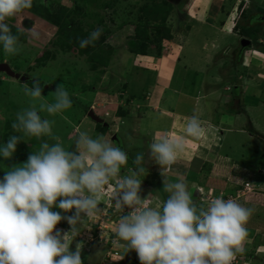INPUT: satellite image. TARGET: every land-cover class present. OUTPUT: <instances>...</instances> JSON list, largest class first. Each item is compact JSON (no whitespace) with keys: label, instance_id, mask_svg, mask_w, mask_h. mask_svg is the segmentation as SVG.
<instances>
[{"label":"rangeland","instance_id":"374dc122","mask_svg":"<svg viewBox=\"0 0 264 264\" xmlns=\"http://www.w3.org/2000/svg\"><path fill=\"white\" fill-rule=\"evenodd\" d=\"M148 1L101 0V4L104 3L102 7L94 3L88 4L87 8L81 7L88 14L81 24L85 31L93 26L91 32L97 28L110 32L105 34L104 41L107 61L91 59L86 52L80 55L78 50L64 52L65 48H62L61 28L54 21L63 11L65 24L72 26L74 2L83 0H33L30 9L7 20L12 34L18 37L20 50L9 56L0 44V63H8L13 71L28 76L30 81L22 82L0 73V145L6 144L12 135H22L16 133L11 125L16 121L18 112L31 106L30 98L23 92V85L32 87V81L38 80L43 86V102L52 103L54 97L51 93L58 84H63L72 106L54 116L46 111L38 112L42 120L54 121L53 136H58L62 146L71 151L75 148L78 131H87L93 139L103 135L128 154V164L121 169L122 175L126 174L128 168L136 167L132 159L137 153H143L141 166L144 171L139 177L142 181L139 195L142 199L149 196L150 206L156 207L163 203L160 197L165 191L158 184L163 182L164 177L160 166L151 158L148 145L157 134L183 137L188 118L181 116L190 114L201 120L205 130L209 125L203 122L206 118L243 129V133H225L221 147L214 152L217 155H209L204 161L195 159L186 163L185 148L178 154L184 157H179L183 167L171 166L165 175L169 182L170 178H176L177 182L179 178H185L184 175L192 174L194 179H185L197 182L195 188H199L203 179L198 182L195 172L201 171L204 164L209 163L213 167L210 187L216 189L215 183L230 177L235 178L236 182L241 183L245 179L254 183L259 195L237 198V194L230 191H225V195L253 210L246 225V228L254 229L253 234H248L252 239L246 238L244 257L241 258L245 264H252V260H258L261 264L264 253L257 245L264 246V46H261L264 45V0H224V5L222 0H167L173 5L166 22L172 37L164 38L163 27L151 29L144 42L148 43L144 55L133 54L132 49L139 45L133 25L138 19L134 14ZM242 1L245 5L240 8ZM242 10L245 17L241 15ZM96 14L104 19L102 25L96 21ZM258 16L260 23L253 19ZM234 24L242 26L235 28ZM228 26L232 28L227 30ZM258 27V38L252 42L253 46L242 48V39H250L249 33ZM33 32L36 33L35 37L32 36ZM102 36L104 34L101 33L98 40ZM256 42L260 45H256ZM257 49L262 51L256 52ZM241 54L242 59L239 58ZM163 70L169 71L164 75ZM236 76L240 80L238 86L244 91L243 113L237 115V120L230 110L238 108L240 102L232 97L233 91L225 93L227 89H224L226 82L237 80ZM184 80L185 87L182 83ZM89 109L108 123L107 130L87 116ZM118 112H122L123 116L119 117ZM169 116L177 119L176 125ZM115 135L119 142L113 141ZM203 140L187 138L186 147L197 148ZM43 142L51 145L57 141L50 136L39 139L25 137L18 144L25 143L26 148L16 147L17 154L10 159L0 156V180L6 171L23 165L31 153L38 152ZM202 148L205 149H201L202 157L210 154V146L202 144ZM20 153L27 158L18 159ZM229 162L234 164L233 168ZM244 164L252 167V174L247 177L248 170L241 167ZM112 183L114 185L115 182ZM107 193L106 188L99 205L103 211L94 218H85L82 224H78L77 234L71 237L70 251H75L77 243L81 244V254L87 257L86 264H123L127 258L133 257L134 250L126 253L125 249L113 243L115 228L122 213L114 209ZM213 197L221 196L217 193L202 203ZM52 210L64 217L75 213V209L64 212L53 207ZM129 211L125 207L124 214ZM56 229L63 233L70 231L71 226L64 219ZM251 254L256 257L250 258Z\"/></svg>","mask_w":264,"mask_h":264},{"label":"clouds","instance_id":"9594fccd","mask_svg":"<svg viewBox=\"0 0 264 264\" xmlns=\"http://www.w3.org/2000/svg\"><path fill=\"white\" fill-rule=\"evenodd\" d=\"M32 4L33 0H0V44L9 56L20 49L18 37L6 21ZM254 18L260 23V16ZM101 33L97 28L87 38H80L79 46L94 45ZM42 91L35 79L32 87L23 85L31 106L18 112L11 125L22 135H12L0 145V156L10 159L25 137L50 136L57 141L51 145L43 142L38 152L31 153L23 165L6 171L0 180V264H83L82 245L77 243L75 251H70L71 237L85 218H94L103 211L99 205L106 188L112 206L122 213L113 243L126 253L134 250L140 264H242L243 259L236 255L244 251L246 225L253 210L222 197L198 205L183 180L169 182L165 175L185 150L187 138L199 140L205 136L197 116L188 118L183 137L157 134L148 145L164 177L163 191L169 194L162 205L152 207L149 196L142 199L139 195L143 153L136 154V167L122 175L128 154L103 135L93 139L87 131H78L74 150H66L60 138L52 134L54 121L42 120L38 112L61 114L72 106V100L63 84L51 93L52 103L43 102ZM53 207L64 212L75 209V213L64 217ZM125 207L130 209L127 214ZM64 219L71 230L62 233L56 226Z\"/></svg>","mask_w":264,"mask_h":264},{"label":"trees","instance_id":"16d2710c","mask_svg":"<svg viewBox=\"0 0 264 264\" xmlns=\"http://www.w3.org/2000/svg\"><path fill=\"white\" fill-rule=\"evenodd\" d=\"M97 5L98 7H102L104 5V3L101 4V0H83V2H74L73 5V9L71 10L73 13V17H72V26H67V24H65L64 22V15H63V11L62 13L59 15V19L54 21V24L57 25V27L61 28V38H63L61 42L62 44V48L64 49V52L71 51V50H78L80 52H78L81 55V52H86L90 55L91 59H97L100 61H107L108 57H106L107 53L105 52L104 46H105V38L106 35L109 34L110 32H108V30L103 29L102 30V34H104V36H102V38L100 40H96L94 42V45H90L86 48H81L79 46V39L80 38H85L86 36H89L91 29H93L94 27L91 26L90 30L85 31L84 28L81 26L82 21L84 20V17H87L88 14L86 12L83 11V8H87L86 6L88 4H93ZM82 4V5H80ZM244 1H242L240 3V8L243 7ZM173 10V5L172 3L168 2L167 0H149L146 4L142 5L137 12L134 14L136 15L138 22L134 23V31H135V38L136 40H138L139 45L137 47H135L134 49H132L133 54H138V55H144V53L146 52V44H148L146 42V44L144 43L146 41V35L147 33H149V31L151 29H158L159 27H163V35L164 38H171L172 34L171 31L168 27H166V22L168 20V17L170 16L171 12ZM243 11V10H242ZM66 12V11H64ZM241 15L245 17V12H241ZM97 16V22L100 23V25H102V23H104V19L100 18V16L98 14H96ZM95 16V17H96ZM252 19V18H250ZM255 19V18H253ZM256 20V19H255ZM253 21V20H252ZM252 23V22H251ZM104 25V24H103ZM124 24H122L123 26ZM242 25L237 24L236 27H240ZM235 27V28H236ZM245 26H243L242 28L244 29ZM241 28V29H242ZM108 32V33H107ZM259 33V27L256 29H252V32L249 33L248 37H250V40H252V42H255L257 40V36ZM106 34V35H105ZM161 34V33H160ZM251 34V35H250ZM255 35V36H252ZM133 38V37H132ZM254 44V43H253ZM256 45H260L258 42L255 43ZM261 46H264L263 44H261ZM241 48V47H240ZM243 48V47H242ZM245 49V48H244ZM242 50V49H241ZM244 51V50H243ZM257 51H262V49H257ZM243 53V52H242ZM239 58L242 59V54L239 56ZM237 80L234 82L231 81L230 83L225 84V89H227V91L225 93H228L230 90L231 92L233 91V93H231L232 97H234L235 99H238L240 102V105H238L239 109H234L231 110L230 114L231 115H240L243 113V108H242V95H244V91L243 88H241L240 86H238V84L240 83L239 78L236 76L235 77ZM234 78V79H235ZM228 81H230V79H227ZM184 82V87H185V83L186 81H182V83ZM223 85V84H222ZM193 86V85H192ZM43 87V86H42ZM195 87V85H194ZM182 91V90H180ZM92 109L94 110V108L92 107ZM91 109V110H92ZM90 109L88 110L87 116L89 117V112L91 111ZM95 113V112H94ZM96 114V113H95ZM97 115V114H96ZM119 117H122V112H118ZM98 116V115H97ZM189 117L193 116V115H188ZM100 117V116H99ZM96 123V122H95ZM99 127L103 128V130H107L108 125L104 126L101 124L96 123ZM253 128V127H251ZM5 131V129H4ZM5 136V135H4ZM117 136V135H116ZM118 137V136H117ZM116 142H119L117 139L115 140ZM26 144H17V147H20L22 149L26 148ZM24 147V148H23ZM17 154L16 152L13 154L15 155ZM20 160H25L27 157L24 154L18 155ZM134 160V159H132ZM242 168H245V170H248V173L246 174V177L251 175V169L252 167H250L249 165H241ZM212 165L209 163H205L203 168L201 169L200 173V179H203V182H206L208 180V178L210 177V172L212 170ZM171 182H176V178L174 180V178H170ZM178 179V178H177ZM179 180V179H178ZM253 186L254 183L252 184ZM158 187L163 191V182L158 184ZM236 187V186H234ZM232 189V192H230L231 194H237V198H240L241 196H238V194L240 195L242 193L243 188H239V190H237L238 188H234ZM165 194L168 196L169 194L165 192ZM165 194H161L160 199L163 201H165L167 199V196ZM252 195V194H251ZM246 196V195H244ZM228 195L223 196V198L225 200L228 199ZM243 197V196H242ZM193 200L195 203H197L198 205L201 204L204 200L202 199V196L200 194V191L197 189H194V194L192 196ZM205 203V202H204ZM247 231H249L251 235L253 229L249 228L247 229ZM253 234V233H252ZM250 236H247V239H252ZM257 246H262L261 244H258ZM236 256L238 257H244V253H238ZM256 257L255 254H251L250 258H254ZM81 259L83 261V264H86L85 261H87V257H85L83 254H81Z\"/></svg>","mask_w":264,"mask_h":264},{"label":"crops","instance_id":"0c3cea01","mask_svg":"<svg viewBox=\"0 0 264 264\" xmlns=\"http://www.w3.org/2000/svg\"><path fill=\"white\" fill-rule=\"evenodd\" d=\"M222 3H223V5H224V0H222L221 1ZM235 25V24H234ZM232 28V26H228L227 27V30H230ZM168 69H169V66H168ZM169 70H163V74L164 75H166L167 74V72H168ZM225 89V88H224ZM226 89H228V88H226ZM192 92H193V90H192ZM255 105V104H254ZM235 109H239V108H235ZM234 110V109H233ZM230 112H231V110H230ZM233 116H235L236 118V120L238 119V117H237V115H233ZM170 117V116H169ZM182 118H189V116H181ZM170 119H172L173 120V125L175 124L176 125V118H175V120L172 118V117H170ZM207 119V118H206ZM203 119V122H207V123H209V125L207 126V128H206V130H205V136L202 138V139H204L203 140V142H202V144H204V145H208V146H210V154H207V155H205V156H201L202 154H201V149H204V148H202V144H200V146H198L197 148H195L194 146L193 147H186L187 148V150H185V159H186V163H188V162H192V161H194L195 159L196 160H198V159H202V161H204V159L205 158H208L209 157V155H212V156H214V155H217V153H214V152H217L218 151V149L221 147V145H222V142H223V139H224V135H225V133H233L234 131L235 132H237V133H239V132H241V133H243V132H245V130H243V129H240V128H237V127H229V126H225V125H223L222 124V121H217L216 123H215V121L214 120H212V119ZM206 123V124H207ZM172 125V126H173ZM167 134H169V133H167ZM170 135V134H169ZM205 150V149H204ZM212 150V151H211ZM202 152H204V151H202ZM183 155V154H182ZM179 157H183V156H178L177 157V160H176V162L172 165V167H183V165L182 164H180V162H179ZM183 159H184V157H183ZM229 163H231L232 164V162H229ZM187 165V164H186ZM202 166H203V162H202ZM234 167V164H232V168ZM202 169V168H201ZM200 172V171H199ZM198 171L197 172H195V175H197V181L199 182V180H201L200 179V173H199ZM188 173H191L190 171L188 172ZM176 174V173H175ZM182 174V173H181ZM194 174V173H193ZM177 175V174H176ZM178 176H180V173H179V175ZM184 177L186 178V179H190V178H192V179H194V175H192V174H187L186 176L184 175ZM185 178H182V180L188 185V189H189V191H190V193L192 194V196H193V194H194V189H197V188H195L197 185V182H194V181H192V182H188ZM210 177L208 178V180L206 181V182H203L201 185L199 184L198 186H200L201 188H202V190L201 191H203V192H201L200 194H201V196H202V199L205 201L206 199H210V197L211 196H215L217 193H219V195L223 198V196L226 194L225 193V191H230V192H232V189H233V187L234 186H236V187H234V188H238V187H240V188H243V186H244V182H246L245 181V179H243V181L240 183V182H236V180H235V178H232V177H230V178H228V179H225V178H223V181H221V182H217V183H215V185H216V189L214 188V187H210L211 185H212V182H213V180H211L210 181ZM179 180H180V178H179ZM235 181V183H233ZM247 182H251L250 180L248 181L247 180ZM253 184V183H252ZM199 187V188H200ZM208 188H210L211 190H208ZM237 190H239V188L237 189ZM214 193V194H213ZM246 196L247 195H251V193H247V194H245ZM259 195V194H258ZM214 198V197H213ZM249 198V197H248ZM247 201H249V200H247ZM247 229H249V228H247ZM254 230V229H253ZM256 233V232H255ZM260 248H262L263 249V253H264V246H259V249ZM258 249V250H259ZM261 251V250H260ZM242 261V264H245V260H241ZM262 261V263L261 264H264V260H261ZM259 261L258 260H252V264H259L258 263Z\"/></svg>","mask_w":264,"mask_h":264},{"label":"water","instance_id":"95a60500","mask_svg":"<svg viewBox=\"0 0 264 264\" xmlns=\"http://www.w3.org/2000/svg\"><path fill=\"white\" fill-rule=\"evenodd\" d=\"M241 43H242L243 48L251 46V42L248 39H243ZM0 73H5L9 77L15 78L17 80H21L22 82H27L30 80L28 76H24V75H21L13 71L10 65L6 62L0 63ZM89 118H91L94 122L98 124H102L104 126L108 125V123L104 122L102 118L97 116L93 110L89 112ZM116 139H117V136L116 135L113 136V141H115Z\"/></svg>","mask_w":264,"mask_h":264},{"label":"built area","instance_id":"2783aa9c","mask_svg":"<svg viewBox=\"0 0 264 264\" xmlns=\"http://www.w3.org/2000/svg\"><path fill=\"white\" fill-rule=\"evenodd\" d=\"M251 192H256V189L251 185L250 182H246L243 186V190H242V193L238 196H241V195H245L247 193H251Z\"/></svg>","mask_w":264,"mask_h":264},{"label":"flooded vegetation","instance_id":"af4514ba","mask_svg":"<svg viewBox=\"0 0 264 264\" xmlns=\"http://www.w3.org/2000/svg\"><path fill=\"white\" fill-rule=\"evenodd\" d=\"M126 260H127V264H140V261L135 251L133 253V257L127 258Z\"/></svg>","mask_w":264,"mask_h":264}]
</instances>
